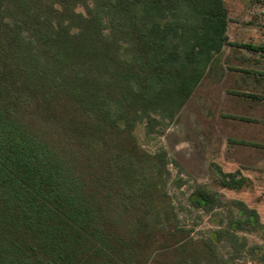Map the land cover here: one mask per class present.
I'll return each instance as SVG.
<instances>
[{"label":"trees","instance_id":"obj_1","mask_svg":"<svg viewBox=\"0 0 264 264\" xmlns=\"http://www.w3.org/2000/svg\"><path fill=\"white\" fill-rule=\"evenodd\" d=\"M228 23L223 0H0V264H264L244 236L264 241L257 211L197 184L190 207L219 226L193 239L135 135L237 46Z\"/></svg>","mask_w":264,"mask_h":264},{"label":"rangeland","instance_id":"obj_2","mask_svg":"<svg viewBox=\"0 0 264 264\" xmlns=\"http://www.w3.org/2000/svg\"><path fill=\"white\" fill-rule=\"evenodd\" d=\"M225 5L231 10L229 35L233 27V45L237 46L223 48L171 119L152 126L148 135L144 125L135 130L142 149L163 161L165 191L180 222L192 229L193 239L206 237L219 226L213 213L190 207L189 194L197 184L224 199L243 201L257 211L264 224V102L249 103L233 94L264 95V52H249L243 46L264 47V20L232 18V4ZM257 8L260 11L264 4ZM217 168L239 172L246 180L244 186L238 190L218 187ZM244 236L250 246L264 243L262 230ZM227 250L220 244L225 258Z\"/></svg>","mask_w":264,"mask_h":264},{"label":"crops","instance_id":"obj_3","mask_svg":"<svg viewBox=\"0 0 264 264\" xmlns=\"http://www.w3.org/2000/svg\"><path fill=\"white\" fill-rule=\"evenodd\" d=\"M224 4H232V10H233V17L237 19L238 17H245L248 19H255L259 18L264 20V8H260L261 10H257L258 4H264V0H223ZM226 7V5H225ZM257 8V9H256ZM227 13H228V18H231L230 15V9L226 7ZM230 23V20H229ZM228 23V26H229ZM227 26V37L228 41L230 43H233V27L231 28L232 33L231 36L229 35V27Z\"/></svg>","mask_w":264,"mask_h":264}]
</instances>
